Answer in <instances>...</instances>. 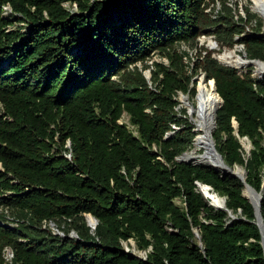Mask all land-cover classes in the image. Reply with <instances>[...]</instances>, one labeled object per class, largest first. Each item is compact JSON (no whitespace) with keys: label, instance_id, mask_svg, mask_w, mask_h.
I'll return each mask as SVG.
<instances>
[{"label":"trees","instance_id":"trees-1","mask_svg":"<svg viewBox=\"0 0 264 264\" xmlns=\"http://www.w3.org/2000/svg\"><path fill=\"white\" fill-rule=\"evenodd\" d=\"M232 1L0 0V264L7 247L13 264H264L241 180L176 160L197 138L178 98L203 73L224 101L217 151L263 194L264 219V31ZM205 36L217 47L195 61L179 51ZM236 46L248 65L225 64Z\"/></svg>","mask_w":264,"mask_h":264},{"label":"bare ground","instance_id":"bare-ground-1","mask_svg":"<svg viewBox=\"0 0 264 264\" xmlns=\"http://www.w3.org/2000/svg\"><path fill=\"white\" fill-rule=\"evenodd\" d=\"M248 3L253 13L258 15L264 22V0H250ZM210 46L214 48L213 43H211ZM232 58L233 54L230 53L225 64L229 66L234 65L238 68L246 65L242 63L239 58ZM210 83V88L202 84L197 93L195 105L190 103L187 97H182L181 107L187 111L188 119L194 126L197 134V138L193 143V148L187 153L183 161L190 164L214 166L221 174L226 175L228 172L232 171L227 169L225 164L222 163L219 153L216 150V142L213 138L214 130L217 127L216 112L220 108L222 101L215 91L214 84L212 82ZM234 171L235 173L243 172L239 169ZM201 190L216 208L224 206V201L216 195L215 192L206 187H203ZM246 194L250 197V193L247 192ZM89 220L93 222V219L90 217Z\"/></svg>","mask_w":264,"mask_h":264},{"label":"rangeland","instance_id":"rangeland-1","mask_svg":"<svg viewBox=\"0 0 264 264\" xmlns=\"http://www.w3.org/2000/svg\"><path fill=\"white\" fill-rule=\"evenodd\" d=\"M248 1H250V0H234V1H232L231 3H230V7H232V9L235 11V13H239L240 15H242L244 18H247V14H246V12H245V9L246 8H248L249 9V11H250V13L251 14H254V15H256L255 13H253V11H252V9H251V7H250V4L248 3ZM236 5H238V7L236 6ZM66 7H68L69 8V6H66ZM211 8H213V10H215L216 9V14L218 13V12H220V10H221V6L218 4V3H216V5L214 6V5H212V7ZM72 10H74V11H76L77 9L74 7ZM7 17L9 16V14H7L6 15ZM257 16V19L259 20V21H261L262 22V25H263V31H264V22H263V20L258 16V15H256ZM253 24V26H255V21L252 23ZM27 31V29H25V28H23V32H26ZM214 42H216L215 41V39L213 38V37H211V36H205V37H202V38H200L199 40H198V44H197V49H193L192 47H189V46H186V45H179V47H178V49H179V51L181 52V53H183V52H186V53H188L189 54V57L190 58H192L194 61L196 60V56L198 55V53H199V51L200 50H203V49H215L216 47H217V44H215V46H214V48H211V46H210V44L211 43H214ZM234 51H235V53L233 54V58L235 57V58H241V62H244V61H246V58L244 57V53H245V49H244V47L243 46H236V48L234 49ZM232 58V59H233ZM185 61H186V63H189V64H193L192 63V60L190 61V59L188 58V59H185ZM229 61V60H228ZM230 62V61H229ZM153 63H163V64H165L166 66H168V61L166 60V59H162L160 56H158V55H155L154 57H153V59H152V61H150L149 62V65L152 67V65H153ZM234 66V65H233ZM140 69L142 68V66L141 65H139L138 66ZM148 72H151L150 70L149 71H147V72H145V75H146V73H148ZM194 82H195V84H196V96H197V93H198V91H199V89L201 88V86H202V84H204L205 86H207V87H209L210 88V86H211V83L210 82H207L206 81V79H205V75L203 74V73H201L199 76H197V77H195L194 78ZM197 88H198V90H197ZM196 96H185V95H183V94H180L179 95V98H178V100H179V102H180V107H181V100H182V97H187V99L189 100V102L190 103H192L193 105H195L196 104ZM181 109H182V107H181ZM181 119H184V117H182L181 116ZM123 123H125V125H127L128 127H129V129H131V130H133L134 131V133H135V129L133 128V127H131L130 126V121H129V117L127 116V115H125V117L123 118ZM174 129L175 130H179V128L178 127H174ZM215 133H216V131H215ZM215 133H214V135H215ZM214 135H213V137H214ZM215 138V137H214ZM248 147H249V145L248 144H245V146H244V149H245V152H246V154H247V152H248ZM251 148H253V145H251ZM250 148V149H251ZM233 169H239V170H241V171H243V170H245L244 168H242V167H239V166H236L235 168H233ZM212 191V190H211ZM214 192V191H213ZM202 193V192H201ZM203 194V193H202ZM219 196V195H218ZM220 197V196H219ZM221 198V197H220ZM208 201H209V199H207ZM210 202V201H209ZM176 204L178 205V206H180V207H182V200H180V199H178V200H176ZM0 214H1V211H0ZM235 218H237L236 216H235ZM87 219H88V216H87ZM54 232V231H53ZM73 233V232H72ZM72 233H71V236H72ZM55 234V233H54ZM63 234V233H62ZM62 236H64V234L62 235ZM75 236H76V233H75ZM73 237V236H72ZM130 246H131V248H130ZM124 247H125V250H126V252H130L132 255H134V256H137V257H139V258H145L146 257V253L145 252H141V251H138L137 250V248H136V244H135V242H133V241H130V245H128V244H124ZM129 250V251H128Z\"/></svg>","mask_w":264,"mask_h":264},{"label":"water","instance_id":"water-1","mask_svg":"<svg viewBox=\"0 0 264 264\" xmlns=\"http://www.w3.org/2000/svg\"><path fill=\"white\" fill-rule=\"evenodd\" d=\"M214 46H215V45H214ZM244 57L247 58V54H246V53H244ZM239 59L241 60V58H239ZM244 62H245V61H244ZM244 62H242V63H244ZM248 64H249V63L247 62L246 65H248ZM146 76H147V79H148V81H149V84L151 85V72L146 73ZM211 82L214 84L215 91H216V93L218 94L216 83H215L214 81H211ZM218 96H219V95H218ZM219 97H220V96H219ZM220 99H221V101H222V104H221V106H220L219 109H221L222 106H223V104H224L223 99H222L221 97H220ZM219 109H218L217 112H216V120H217V113H218ZM216 125H217V121H216ZM216 129H217V127L215 128L214 133H215ZM174 135H175L174 132H173V133H169V134L166 136L165 139H170V138H172ZM213 135H214V134H213ZM213 138H214V137H213ZM242 143H243L244 146H245V144H248V145H249L247 155L250 156V154H251V150L253 149V148H251L252 143L250 142V140H249L248 138H245V139L243 140ZM250 148H251V149H250ZM216 150H217V148H216ZM217 152H218V151H217ZM218 153H219V152H218ZM186 155H187V153H185L184 155L178 157V158L176 159L177 162L180 163V164H189V165H190V163H186V162L183 161V159L186 157ZM219 156H220V159H221L222 163L225 164L224 159H223V157L221 156V154H219ZM181 160H182V161H181ZM193 165H194V166H206V165H197V164H193ZM225 166L227 167V169L231 170L232 172H228L226 175L222 174V177L224 178V177H226V176H231V177L239 178V179L241 180V182H242V183L244 184V186H245L244 196L248 199V201H249V202L253 205V207H254V210H255V217H256V223H257V226H258V228H259V230H260V233H261V237H262V246H263V249H264V219H263V216H262V199H263V194H259V193H257V192H256V191H255V190H254V189H253V188L247 183V172H246V170H243L242 173H235V171H234L235 169H232V168L228 167L226 164H225ZM206 167H210V166H206ZM212 168H214L217 172H219L214 166H213ZM198 187L200 188V190H201L203 187H206L207 189H210V190L213 191V189H212L211 187L206 186V185L198 184ZM201 192H202V190H201ZM247 192L250 193V197L247 196V194H246ZM202 193H203V192H202ZM203 195H204V194H203ZM216 195H217V194H216ZM204 197L207 199V197H206L205 195H204ZM222 200L224 201V206H223V207L216 208V207L213 205V203H211V202H210V206L214 207V208L217 209V210H226V199L222 198ZM253 202H254V203H253ZM89 217L93 219V222H90ZM229 217H230L231 219H235V216H234L233 212H231V211L229 212ZM88 223H89V226L94 230V229L97 227V225H98V220H96V219L93 218L92 216H88ZM54 233H55V235H60V236L63 235V234L60 233L58 230H57L56 232H54ZM195 235H196V237L200 240V234H199V232H198L197 230H195ZM76 237H77V235H76Z\"/></svg>","mask_w":264,"mask_h":264},{"label":"built area","instance_id":"built-area-1","mask_svg":"<svg viewBox=\"0 0 264 264\" xmlns=\"http://www.w3.org/2000/svg\"><path fill=\"white\" fill-rule=\"evenodd\" d=\"M7 14H8V13H6V15H7ZM213 44L215 45L216 42H214ZM244 64H247V61H245ZM263 76H264V73H262V72L260 71V72H259V77L262 78ZM120 124H121V125H125V123H123L122 120L120 121ZM126 126H127V125H126ZM127 127H128V126H127ZM128 128H129V127H128ZM130 130H131V129H130ZM131 131H133V130H131ZM1 225H4V223H1ZM9 226H10L11 228H15V227H17V224H15V223H10ZM49 226H50L51 230L54 231V232H56V231L58 230L54 224H50ZM170 232H174V231L171 229ZM72 236H73V237H76L74 232L72 233ZM128 251H129V250H128ZM3 255H4L5 264H13V261H14L15 256H14V253H13V251H12L11 248H9V247L5 248V250H4V254H3Z\"/></svg>","mask_w":264,"mask_h":264}]
</instances>
